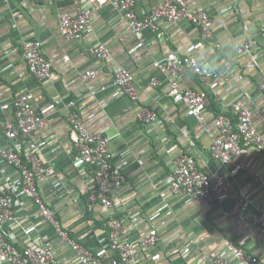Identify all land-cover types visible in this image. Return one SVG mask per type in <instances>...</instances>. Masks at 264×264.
Instances as JSON below:
<instances>
[{
	"label": "crops",
	"instance_id": "crops-1",
	"mask_svg": "<svg viewBox=\"0 0 264 264\" xmlns=\"http://www.w3.org/2000/svg\"><path fill=\"white\" fill-rule=\"evenodd\" d=\"M161 1L135 0L134 8L139 16H151ZM179 1L208 13L212 41L219 47L208 41L194 49L202 32L187 19L154 18L157 27L142 30V46L137 48L138 41L124 18L109 5L92 13L90 28L79 38L65 39L59 32V15H75L84 0H0V123L13 119L11 101L17 95H33L42 125L31 138L21 141L24 149L32 143L39 146L43 164L52 171L37 181L38 191L43 202L56 211L62 229L94 253L106 246L108 229L103 207L88 201L93 167L76 161L75 133L66 121L70 101L88 131L108 138L110 161L124 173L114 203L130 237L151 227L157 231L156 245L138 247L135 264H197L208 262L216 253L230 264H239L227 251L225 240L256 258L248 264H264V236L256 234L251 225L238 230L229 220L240 193L251 201L245 214L264 213V144L260 151L249 147L229 163L215 160L209 150L214 117L225 114L235 122L232 108L237 100L248 108L264 141V91L259 87L264 79V0ZM29 39L42 43V53L52 65L44 79L28 71L23 44ZM244 43L248 50L239 52L237 47ZM98 44L108 50L105 59L91 52ZM170 53L193 55L199 62L204 78L186 70L180 85L205 94L202 122L188 116L185 105L169 95V73L154 66ZM115 66L132 73L135 99L113 85ZM89 69L95 76L84 80L82 74ZM152 77L157 81L154 85L150 84ZM143 108L156 114L154 121L138 118ZM180 154L192 156L204 172L221 174L228 183L227 196L193 201L186 194L169 191L166 179L173 159ZM235 164L244 166L231 173ZM6 176L20 181L18 170L0 158V185ZM13 202L14 218L2 226L9 242L18 249L44 243L55 251L60 264H78L73 251L44 222L30 199L17 193ZM164 204L166 209L160 210ZM186 247L189 251L184 253Z\"/></svg>",
	"mask_w": 264,
	"mask_h": 264
},
{
	"label": "built area",
	"instance_id": "built-area-1",
	"mask_svg": "<svg viewBox=\"0 0 264 264\" xmlns=\"http://www.w3.org/2000/svg\"><path fill=\"white\" fill-rule=\"evenodd\" d=\"M106 5L116 9L122 15L127 29L133 32L138 41L135 46L137 48L142 46V30L157 27L153 21L154 18H163L169 22L187 19L200 27L202 32L201 41L192 45L194 49L200 48L208 41L215 47H219L218 43L212 41V21L208 13L201 7L187 8L179 0H162L154 8L151 16H139L134 8L135 0H84L81 9L75 15L66 12L59 15L58 28L61 36L65 39L79 38L85 30L90 28L92 13ZM41 47L42 43L36 39L26 40L23 44L28 71L38 79L48 77L52 69ZM248 48V44L244 43L237 47V50L244 52ZM91 52L99 59H105L108 56V50L103 44H98L92 48ZM154 66L169 73V95L185 105L188 116L202 122L205 94L180 85L186 70H191L202 79L204 78L196 57L193 55L180 57L170 53L161 60L155 61ZM94 76L93 69L82 74L84 80ZM156 82L154 77L150 79V84L154 85ZM112 83L121 93L130 96L131 99L136 98L133 75L126 68L121 66L113 68ZM259 87L264 91V79ZM32 99L31 93L17 95L11 101L13 119L0 123V158L18 170L20 175L18 183L6 176L0 185V264H60L55 251L47 244L26 245L18 249L5 238L2 226L14 218L13 196L17 193H21L32 201L44 222L52 227L60 239L73 251L78 264H135L138 247L145 249L154 247L158 240L157 231L151 227L134 238L130 237V230L116 215L114 203V198L125 181L124 173L120 166L112 165L110 161L108 138L101 133L88 131L81 123L79 113L71 101L67 104L66 121L75 133L73 146L77 163L89 164L93 167V185L89 191L88 201L90 204L99 203L103 207L104 223L108 229V242L104 249L94 253L74 240L66 230L62 229L56 211L43 202L37 188V181L43 176L50 175L52 171L43 164L39 156V146L32 143L24 149L21 141L25 137L31 138L42 125V118L34 109ZM232 115L236 118L235 122L225 114H218L213 119L214 131L209 149L210 155L223 163L231 162L233 156L244 154L249 147L260 151L264 144L260 133L251 122L248 108L241 101L237 100L233 103ZM155 117L156 114L148 108H143L138 113V118L145 122L154 121ZM2 139L6 140L7 144H4ZM243 166L235 164L230 172L235 173ZM166 184L169 191L186 194L193 201L223 199L228 193V183L221 174L217 171L200 170L194 158L186 154H180L173 159ZM250 202L244 193L239 194L229 214L230 223L238 230L251 225L256 234L264 236V213L258 215L244 213ZM19 204L22 205L23 202ZM159 209L165 210L166 205H162ZM225 246L239 264L256 262L255 257L245 253L233 241L225 240ZM188 251V247L183 250L184 253ZM197 264L230 263L223 254L216 253L208 262L201 261Z\"/></svg>",
	"mask_w": 264,
	"mask_h": 264
},
{
	"label": "trees",
	"instance_id": "trees-1",
	"mask_svg": "<svg viewBox=\"0 0 264 264\" xmlns=\"http://www.w3.org/2000/svg\"><path fill=\"white\" fill-rule=\"evenodd\" d=\"M69 235L72 237L71 233H69ZM73 238V237H72Z\"/></svg>",
	"mask_w": 264,
	"mask_h": 264
}]
</instances>
